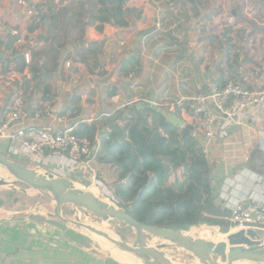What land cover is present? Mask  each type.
I'll use <instances>...</instances> for the list:
<instances>
[{
	"label": "crops",
	"instance_id": "crops-1",
	"mask_svg": "<svg viewBox=\"0 0 264 264\" xmlns=\"http://www.w3.org/2000/svg\"><path fill=\"white\" fill-rule=\"evenodd\" d=\"M28 1L32 16L18 0H0V20L34 39L30 74L22 85L26 103L36 109L50 101L53 113L24 124L59 125L60 114H67L70 123L95 122L98 131L92 140L98 151L100 136L110 129L107 118L118 109L154 98L164 114L173 112L180 128L192 127L202 142L200 118L177 104L180 97L230 78L250 88L264 86V0ZM119 2L133 8L131 15L125 10L122 17L99 19L111 17L108 9ZM13 39L6 31L0 34L6 56L12 53L8 43ZM19 60L23 67L21 55ZM98 151L72 174L90 178L92 168L100 172L97 164L111 166L98 161ZM207 154L219 210L229 211L241 196L264 197V103L242 111L235 120L218 121ZM106 169L102 167V174ZM175 179L171 175L169 183ZM38 216L0 207V264L113 263L105 254L61 237Z\"/></svg>",
	"mask_w": 264,
	"mask_h": 264
},
{
	"label": "trees",
	"instance_id": "trees-1",
	"mask_svg": "<svg viewBox=\"0 0 264 264\" xmlns=\"http://www.w3.org/2000/svg\"><path fill=\"white\" fill-rule=\"evenodd\" d=\"M108 11L111 17H99L101 21L126 14L122 2ZM114 22L121 26L127 24ZM135 106L116 110L113 118H107L109 131H103L100 136L98 161L118 170V178L113 181L114 191L109 192L112 200L147 224L187 230L207 223L229 229L226 217L230 211H221L214 205L210 164L192 127L180 128L160 109ZM97 131L95 122H84L77 134L94 139ZM161 156L173 158L172 164L164 162ZM177 162L187 163L186 173L182 179L169 183L170 169H176ZM184 233L191 236L189 232ZM210 237L217 240L218 231L212 228ZM116 261L111 264H126Z\"/></svg>",
	"mask_w": 264,
	"mask_h": 264
},
{
	"label": "built area",
	"instance_id": "built-area-1",
	"mask_svg": "<svg viewBox=\"0 0 264 264\" xmlns=\"http://www.w3.org/2000/svg\"><path fill=\"white\" fill-rule=\"evenodd\" d=\"M18 3L28 7L27 15H34L28 0H18ZM5 31L14 37V41L9 56L4 54V48H0V142L14 141L41 158L67 156L75 163L87 164L96 155L98 148L92 139L77 134L80 124L86 122V119L70 123L67 114H60L57 116L59 125L24 124L27 120L51 115L52 102L46 101L36 109L27 106L22 85L24 78L30 74L31 46L34 39L0 20V34ZM121 45H125V42L122 41ZM19 55L23 57V67L20 66ZM66 65L70 66L71 63L67 62ZM263 103L264 86L250 88L233 78L227 79L221 85L213 84L193 96L180 97L177 101V104L185 105L188 113L199 116L203 134L201 145L206 157L208 144L215 136L218 121L235 120L242 111ZM90 171V179L96 181L98 172L93 168ZM185 173L184 166L179 170L170 169V175H174L176 179H182ZM229 211L230 215L226 218L238 230L253 228L259 233L264 231V197L241 196L230 204Z\"/></svg>",
	"mask_w": 264,
	"mask_h": 264
},
{
	"label": "water",
	"instance_id": "water-1",
	"mask_svg": "<svg viewBox=\"0 0 264 264\" xmlns=\"http://www.w3.org/2000/svg\"><path fill=\"white\" fill-rule=\"evenodd\" d=\"M125 10L131 15L133 8L126 7ZM87 40L88 37L86 36L80 40V44L83 45ZM129 52L131 53L132 49ZM145 107L159 109L154 98L143 100L136 105L137 109ZM164 115L172 123L181 127L182 124L177 122V119L173 116V112L168 111ZM161 158L166 163L172 164L173 162V158L171 157L161 156ZM0 164L8 169L9 174L15 177V181L24 182L51 197L53 200V211L51 214L57 219L65 223L74 224L79 228H87L94 231L117 248L142 258L147 264L175 263L168 257H165V254L161 253V251L158 252L152 248L144 247L147 244L143 239L145 233L153 236L154 241L164 240L181 246L191 256L197 258L201 264H212L211 261H213V264H233L238 260L246 261L244 264H251V262L264 264V238L253 228L229 231L227 239L219 242L200 237L192 239L185 235L183 230L139 221L124 208L97 198L91 192L77 186V182L73 178L55 176L50 171L46 173L38 172L33 168L21 164L17 158L13 157V159H10L2 152H0ZM176 166L180 169L183 166H187V163L182 164L177 162ZM7 183V180L0 178V185ZM64 204H71L73 206L71 208L72 213H75L77 209H82L86 210L87 213L92 212L105 221H122L137 230L136 239L133 244H130L93 224L65 216L61 209ZM147 254L151 255L152 258L146 257Z\"/></svg>",
	"mask_w": 264,
	"mask_h": 264
},
{
	"label": "rangeland",
	"instance_id": "rangeland-1",
	"mask_svg": "<svg viewBox=\"0 0 264 264\" xmlns=\"http://www.w3.org/2000/svg\"><path fill=\"white\" fill-rule=\"evenodd\" d=\"M4 144L6 145L7 143L5 142ZM6 146L0 147V152L4 151L5 155L8 156L10 159H13V155H16L18 161L21 164L33 168L38 172L46 173L47 171H51L53 173H56L57 175L70 176L75 181H79V183L77 184L82 189L85 188L84 190L98 191L99 193H101L103 198H105L107 201H111L116 206H118L112 200L111 195L109 194L110 191H114V186L112 187L110 183L116 181L118 178V171L115 166H101L97 164L96 166L100 168L99 170H97L100 172L98 173L96 181H92L90 178L85 177L84 174H81L79 177H75L74 173L72 174V172H77L79 171V169L81 171L84 166L80 162L75 163L74 161L70 160L67 156H51L41 158L36 154H31L28 149H26L19 143L16 144L14 141L8 142ZM74 164H77V166H82L79 167L77 170L73 168L68 169V167H73ZM102 167L107 168L103 174L101 172ZM86 169H88L87 166ZM0 178L7 180V178H5L3 175H0ZM7 181V184L0 185V207L13 209L18 208L22 211H28L29 213L38 212L40 215L38 216L39 220L43 221V224H45L46 227L52 229L55 233L60 234L61 237H64L71 242H75L79 246H86L88 248H91L93 251L102 255L105 254L111 259V261H115L112 259V257L108 255L107 251L103 248L104 246L102 243L104 241H99L97 239V235H92L91 232L86 231L83 228H79L74 224L62 222L55 216H53L51 214V212L53 211V200L51 197L43 194L39 189H35L24 182L15 181V177L8 179ZM84 185H86V187H84ZM72 207L73 206L71 204L62 205L61 209L63 214L65 216L80 219L90 224H93L105 231H108L109 233L112 232L113 235L127 243L133 244L134 240L136 239L137 230L127 225L126 223L117 220L105 221L93 214L92 212H89V214H87V211L82 209H77L75 213H72ZM226 220L228 219L226 218ZM212 228L215 231H218L219 238L217 240L211 239L210 237V230ZM228 228L229 229H227V227L222 228V231L221 226L216 224L207 225L206 223L191 226L189 229L183 231L189 232L192 236L202 237L218 242L226 240L230 233L229 231H236L234 230L235 225H233L231 222ZM260 233H262L261 235L264 238V231H260ZM103 239L106 240L104 237ZM143 239L147 244H155L156 242H159L154 241L153 236L146 233L144 234ZM159 250L161 251V253L169 257V259L174 261L175 264H201L198 259L195 263L188 261L187 258L188 256H191V254L182 247H159ZM170 255L172 258L170 257ZM238 263L244 264L243 262H234L233 264Z\"/></svg>",
	"mask_w": 264,
	"mask_h": 264
},
{
	"label": "bare ground",
	"instance_id": "bare-ground-1",
	"mask_svg": "<svg viewBox=\"0 0 264 264\" xmlns=\"http://www.w3.org/2000/svg\"><path fill=\"white\" fill-rule=\"evenodd\" d=\"M0 175H3L5 178H7V180L8 179H11V178H13V176L12 175H10L9 174V172H8V169L4 166V165H2V164H0ZM77 186H79L78 184H77ZM85 189V188H84ZM87 191H89V192H91L95 197H97V198H101V199H103V200H105V201H107L105 198H103L102 196H100L99 195V193H96V191H94V190H87ZM108 203H110V204H113L111 201H107ZM79 210V209H78ZM87 214H89V213H87ZM92 216V215H91ZM97 216V215H96ZM99 218H101V217H99ZM86 231H89V232H91L92 233V235H97V239L99 240V241H104L102 244H103V248L107 251V253H108V255L110 256V257H112L113 259H115V260H117L118 262H121V263H126V264H147L142 258H140V257H138L137 255H135V254H132V253H129V252H126V251H124V250H122V249H120V248H117L116 246H114L112 243H110V242H108V241H106V240H104L103 239V237L101 236V235H99V234H97V233H95L94 231H91V230H89V229H87V228H84ZM234 230H238V228H234ZM88 232V233H89ZM111 234H112V232H111ZM185 235H187V234H185ZM188 237H190V238H192V239H194V238H197V236H189V235H187ZM101 238V239H100ZM200 238H202V237H200ZM207 240H209V239H207ZM219 242V241H218ZM144 247H149V248H152V249H154L155 251H158V252H160V250H159V247H181V246H179V245H174L173 243H171V242H166V241H164V240H161V241H159L158 243L156 242L155 244H146ZM146 257H148V258H152L151 257V255H149V254H147L146 255ZM165 257H167L166 255H165ZM170 257H171V255H170ZM180 257V256H179ZM169 258V257H168ZM172 258V257H171ZM177 259V258H176ZM188 261H190V262H193V263H195V262H197V258H193V257H191V256H188ZM174 262V261H173ZM236 262H243V263H245L246 261H240V260H238V261H236ZM182 263V262H181ZM211 263L213 264V261H211ZM238 264H241V263H238ZM251 264H261V263H257V262H251Z\"/></svg>",
	"mask_w": 264,
	"mask_h": 264
}]
</instances>
